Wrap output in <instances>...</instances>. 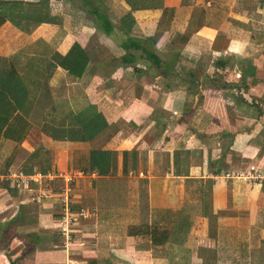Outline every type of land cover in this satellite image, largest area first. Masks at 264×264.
<instances>
[{
    "label": "crops",
    "instance_id": "0c3cea01",
    "mask_svg": "<svg viewBox=\"0 0 264 264\" xmlns=\"http://www.w3.org/2000/svg\"><path fill=\"white\" fill-rule=\"evenodd\" d=\"M95 1L114 33L158 34L150 49L169 72L139 54L122 63V40L100 32L81 0L22 6L30 18L15 20L29 33L0 9V72L78 43L92 63L84 75L55 67L47 85L64 111L94 107L107 124L87 142L59 141L16 113L0 133L1 173H40L28 160L39 149L49 153L46 174L91 172V151L112 160L109 174L74 180L71 210L84 217L69 244L56 231L61 181L36 178L23 189L0 179V264H264V0ZM37 14L50 21L33 27ZM250 167L261 179L245 178ZM139 226L167 232L164 244L128 235Z\"/></svg>",
    "mask_w": 264,
    "mask_h": 264
},
{
    "label": "trees",
    "instance_id": "16d2710c",
    "mask_svg": "<svg viewBox=\"0 0 264 264\" xmlns=\"http://www.w3.org/2000/svg\"><path fill=\"white\" fill-rule=\"evenodd\" d=\"M82 6L87 10L88 14L94 20L97 29L108 38L118 36L122 40L121 46L125 51V57H122V63L132 64L135 61V56L143 55V60L147 66H155L158 69H164L158 55L150 49L154 48V44L158 39V34L144 40L131 38L127 31L124 33H114V25L106 17L99 4L95 0H81ZM99 2V1H98ZM49 0H41L38 4L14 2L8 6L5 3H0V9L3 6L11 8L10 15L1 13L3 18H8L15 26L16 18L21 17L29 19L23 14L22 6L39 8ZM9 8H7L9 10ZM169 13V10H167ZM45 15V14H44ZM50 17L37 14L32 18V26H36ZM4 19L0 18V23ZM122 26L127 27L135 25L131 13H127L121 21ZM26 30L27 28L19 27ZM29 33L30 29L23 31ZM186 37L183 36L180 41L185 42ZM50 54V62L46 63V58ZM176 64V61H172ZM91 58L87 52L78 44L74 43L65 55H60L56 52L49 53L43 51L41 57L29 59L22 67H18L12 60L9 62V68L0 72V133L10 118L18 113L24 116H30L32 121L40 128V132L50 137L53 140L72 141V142H87L103 131L107 124L103 116L98 113L94 107H88L82 111L74 113L73 111L66 112L63 110V104H56L52 98V91L47 85V80L52 68L59 67L64 70L68 77L72 80L79 79L84 75L86 69L90 66ZM169 64V65H170ZM175 70V67H171ZM169 72V70H166ZM184 72L194 78L195 74L184 67ZM47 110V111H46ZM61 110V111H59ZM57 117V120L55 119ZM40 151L43 149H39ZM39 150L28 156V160H37L36 168L39 174L45 175L50 168V158L48 151H44V157H39ZM111 153L109 151H91L89 156V169L104 176L110 173L111 170ZM27 173L31 169H25ZM24 171V172H25ZM129 236L143 235L151 239L152 246H160L165 242L167 232L156 227L139 226L131 227L128 230Z\"/></svg>",
    "mask_w": 264,
    "mask_h": 264
},
{
    "label": "built area",
    "instance_id": "2783aa9c",
    "mask_svg": "<svg viewBox=\"0 0 264 264\" xmlns=\"http://www.w3.org/2000/svg\"><path fill=\"white\" fill-rule=\"evenodd\" d=\"M85 175L95 176L96 172L91 171L89 173L80 172H70V173H48L45 176L36 173L34 175H25L22 171H15L13 173H4L0 171V179L11 181L18 188L25 189L29 187L32 181L36 178L44 180H57L63 183L62 186L58 188L57 193L54 195L58 204L60 205V215L56 223V231L63 237L66 244L73 241V234L75 232V227L78 224L80 218L84 217L82 212H73L71 210V200H72V184L74 180ZM245 178L249 181L261 179V174L256 167H250ZM37 179V180H38ZM44 198L43 194H38L34 197V201L40 203Z\"/></svg>",
    "mask_w": 264,
    "mask_h": 264
},
{
    "label": "rangeland",
    "instance_id": "374dc122",
    "mask_svg": "<svg viewBox=\"0 0 264 264\" xmlns=\"http://www.w3.org/2000/svg\"><path fill=\"white\" fill-rule=\"evenodd\" d=\"M21 155V154H20ZM24 155V154H23ZM25 156V155H24ZM19 157V156H18ZM18 164V163H17ZM15 171H21V169L17 168V169H14ZM9 173V172H8ZM67 173H70V172H67ZM4 174V173H3ZM64 174V173H62Z\"/></svg>",
    "mask_w": 264,
    "mask_h": 264
}]
</instances>
